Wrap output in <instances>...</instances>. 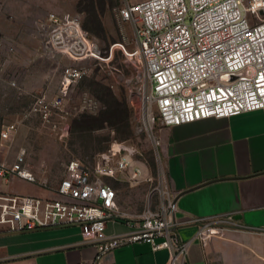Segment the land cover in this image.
Returning a JSON list of instances; mask_svg holds the SVG:
<instances>
[{
  "label": "built area",
  "instance_id": "built-area-1",
  "mask_svg": "<svg viewBox=\"0 0 264 264\" xmlns=\"http://www.w3.org/2000/svg\"><path fill=\"white\" fill-rule=\"evenodd\" d=\"M117 15L133 29L134 48L129 54L142 64L143 79L149 85L144 99L155 107L162 125L264 108V0L124 1L117 7ZM46 21L45 45L51 56L75 61L105 59L98 43L82 27L79 15L49 13ZM0 41L7 43L4 61L8 63L15 45ZM81 76L80 67L66 66L57 93L53 97L35 95L30 112L50 122ZM18 125V118L8 113L0 139L8 140ZM127 168L128 159L118 149L104 157L93 174L79 160H69L62 178L47 196L0 193V232L77 225L82 242L96 246L92 262L77 264H97L116 247L137 241L147 242L153 249H167L166 264H187L188 242L181 241L175 232L176 206L169 199L160 202L158 211H144L130 230L105 232L108 220L126 216L119 211L116 190L102 177H116ZM130 176L136 178L138 170L131 169ZM14 177L34 181L22 150L12 163L0 160V178ZM226 226L245 227L219 217L208 218L195 237L205 243L221 235ZM248 227L264 233V223Z\"/></svg>",
  "mask_w": 264,
  "mask_h": 264
},
{
  "label": "rangeland",
  "instance_id": "rangeland-1",
  "mask_svg": "<svg viewBox=\"0 0 264 264\" xmlns=\"http://www.w3.org/2000/svg\"><path fill=\"white\" fill-rule=\"evenodd\" d=\"M122 3L106 0L104 7L97 8L101 28L90 24L96 34L88 33L105 59L75 61L48 52L46 20L49 13H70L79 15L82 23L88 18L83 0H0L3 16L16 23L15 29L3 34L15 42L8 63L4 61L7 43L0 42V128L8 113L19 120L11 137L0 139V160L12 163L22 150L34 176L33 182L0 178V193L34 194L38 188L49 193L69 160H79L93 174L104 157L119 149L128 168L102 180L116 190L126 208L123 214L138 218L146 210L158 211L167 199L155 137L158 113L144 99L149 85L142 64L129 54L134 48L133 29L119 20L117 7ZM68 65L80 67L82 76L71 85L62 109L45 123L30 112L33 98L39 93L53 97ZM146 112L154 121H145ZM131 169L138 170L136 178H131Z\"/></svg>",
  "mask_w": 264,
  "mask_h": 264
},
{
  "label": "crops",
  "instance_id": "crops-1",
  "mask_svg": "<svg viewBox=\"0 0 264 264\" xmlns=\"http://www.w3.org/2000/svg\"><path fill=\"white\" fill-rule=\"evenodd\" d=\"M15 24L0 7L1 40L15 43L3 37ZM155 137L166 197L176 206L175 232L188 242L187 264H264V233L248 227L253 225L251 213L264 212V108L175 125L158 122ZM27 194L49 193L38 188ZM116 200L121 212L126 211L117 194ZM214 217L245 227L226 226L221 235L201 243L195 234ZM194 218L203 220L191 221ZM135 220L130 215L108 220L105 232L128 231ZM95 254L96 246L82 242L77 225L0 232V264H77L92 262ZM168 258L167 249L137 241L116 247L97 264H166Z\"/></svg>",
  "mask_w": 264,
  "mask_h": 264
},
{
  "label": "trees",
  "instance_id": "trees-1",
  "mask_svg": "<svg viewBox=\"0 0 264 264\" xmlns=\"http://www.w3.org/2000/svg\"><path fill=\"white\" fill-rule=\"evenodd\" d=\"M84 1V10L88 14V18L84 19L81 23L82 27L87 31H91L92 33L96 34L90 24H93L94 27L101 28V19L97 12V8L104 7L106 4V0H83ZM118 4V0H115V5ZM110 95V93H109Z\"/></svg>",
  "mask_w": 264,
  "mask_h": 264
},
{
  "label": "water",
  "instance_id": "water-1",
  "mask_svg": "<svg viewBox=\"0 0 264 264\" xmlns=\"http://www.w3.org/2000/svg\"><path fill=\"white\" fill-rule=\"evenodd\" d=\"M251 218V223L253 224H263L264 223V212L263 211H256L249 215ZM252 218H256V220H252Z\"/></svg>",
  "mask_w": 264,
  "mask_h": 264
},
{
  "label": "bare ground",
  "instance_id": "bare-ground-1",
  "mask_svg": "<svg viewBox=\"0 0 264 264\" xmlns=\"http://www.w3.org/2000/svg\"><path fill=\"white\" fill-rule=\"evenodd\" d=\"M114 45H116V44H114ZM145 121L146 122L150 121V116H148V112H146V114H145Z\"/></svg>",
  "mask_w": 264,
  "mask_h": 264
}]
</instances>
